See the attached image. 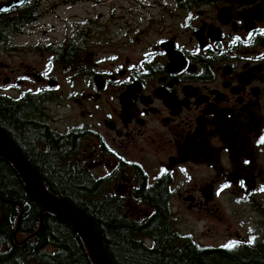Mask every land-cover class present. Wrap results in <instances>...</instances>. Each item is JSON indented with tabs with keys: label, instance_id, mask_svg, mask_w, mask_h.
I'll return each instance as SVG.
<instances>
[{
	"label": "flooded vegetation",
	"instance_id": "1",
	"mask_svg": "<svg viewBox=\"0 0 264 264\" xmlns=\"http://www.w3.org/2000/svg\"><path fill=\"white\" fill-rule=\"evenodd\" d=\"M106 1L22 0L0 13L31 8L36 18L13 35L46 37L52 33L46 17L60 8ZM124 1L97 13L96 21L83 18L69 28L65 22L62 41L39 46L64 72L65 92L58 93L60 82L46 73L35 77L45 83L39 92H0L25 106L20 115L37 130L30 142L17 132L21 145L15 144L30 166V153L47 155L53 169L82 180L78 196L91 195L86 184L94 182L96 200L116 199L120 213L139 226L157 210L146 196L159 182L167 185L174 230L176 207L210 213L222 198L240 206L256 230L224 244L239 246L250 237L264 244V192L257 191L264 185V145H257L264 134V0ZM114 20L117 39L138 47V55H85L90 36ZM117 39L103 36L100 45ZM224 183L230 187L218 196ZM133 211L147 215L134 218Z\"/></svg>",
	"mask_w": 264,
	"mask_h": 264
},
{
	"label": "trees",
	"instance_id": "2",
	"mask_svg": "<svg viewBox=\"0 0 264 264\" xmlns=\"http://www.w3.org/2000/svg\"><path fill=\"white\" fill-rule=\"evenodd\" d=\"M35 18L31 8L0 13V42L7 45L13 34ZM22 106L0 95V129L18 146L21 144L17 132L28 136L29 142L37 133L31 127L35 124L20 115ZM29 156L43 185H49L56 196L78 207L92 220L113 264H264V244L200 247L192 239L181 237L168 221L167 185L163 183L158 182L147 194V200L157 210L139 226L140 222L129 221L120 213L116 199L96 200L94 182L87 180L86 184L92 188L91 195L78 196L83 189L82 180L53 169L47 155ZM40 212L41 207L16 169L0 157V264H93L83 241L70 225L51 212H44L40 223ZM144 234L148 236L144 241L133 239Z\"/></svg>",
	"mask_w": 264,
	"mask_h": 264
},
{
	"label": "rangeland",
	"instance_id": "3",
	"mask_svg": "<svg viewBox=\"0 0 264 264\" xmlns=\"http://www.w3.org/2000/svg\"><path fill=\"white\" fill-rule=\"evenodd\" d=\"M4 1L0 0V3ZM167 1L170 2V0ZM124 5H126L124 0H110V2L106 1L102 5L82 2L73 7L65 6L60 8L55 16L49 15L46 17L47 22L50 24L48 30H52V33L49 32L48 36L44 37L32 33L30 35L12 37L8 45L0 42V92H7L15 96L26 89L36 91V89L45 85V83L41 84V82L35 80V77L37 75L42 76V73H46L47 75L54 74L55 78L60 82L57 92H65L67 83L63 75L64 72H62V69L58 65H55L54 68L51 66L49 62L50 53L44 48H39V46L48 42L62 41L68 33L65 30V22H67L69 28L70 22L77 24L83 18L96 21L97 13L105 14L112 6ZM152 12L155 14L159 11L155 10ZM99 20L103 22V17ZM116 24L117 22L114 20L104 28V31L90 36V41L84 54L88 56L92 52L97 57L109 56L112 53L118 56H137L138 47L130 46V48H127L124 46L126 44L124 38L117 39ZM74 30V27H72L71 32ZM103 36L108 40L109 38L117 39L115 41L117 44L100 45V40ZM21 77H27V79H21ZM17 80H20L22 83L16 84ZM7 82L12 87H9ZM58 111L62 114L61 108ZM235 204L233 201L227 203L225 199L220 198L213 207L215 210L210 213L188 212L178 206L171 215V224L181 234L180 236L184 237V235H187L188 238L192 239L200 247H219L228 238L230 240L241 238L245 240L244 238H247L249 235L254 236L256 230L241 212V207ZM133 212L134 218L137 217L136 214L140 218L147 215L144 211H140V213H137V211Z\"/></svg>",
	"mask_w": 264,
	"mask_h": 264
},
{
	"label": "water",
	"instance_id": "4",
	"mask_svg": "<svg viewBox=\"0 0 264 264\" xmlns=\"http://www.w3.org/2000/svg\"><path fill=\"white\" fill-rule=\"evenodd\" d=\"M21 2L22 0H12L6 3H0V11L18 6ZM49 85L51 86L53 84ZM0 157L13 165L31 197L41 207L40 223L41 216L44 212L55 214L60 220L70 225L76 231L83 241L93 264H113L92 220L78 207L50 193L33 171L20 149L1 129Z\"/></svg>",
	"mask_w": 264,
	"mask_h": 264
},
{
	"label": "snow or ice",
	"instance_id": "5",
	"mask_svg": "<svg viewBox=\"0 0 264 264\" xmlns=\"http://www.w3.org/2000/svg\"><path fill=\"white\" fill-rule=\"evenodd\" d=\"M6 11V9H5ZM260 34L261 35H264V29H261L260 30ZM251 36V34H249ZM234 39H238V38H234ZM160 55H163V53H159ZM112 59H115L114 57ZM21 79H27V77H21ZM9 87H12L11 85H9ZM29 91H31V89H29ZM37 92L40 91V89H36ZM257 145H264V134H262L258 139H257ZM111 151V149H110ZM120 159H123V157H120ZM245 164L249 163V161H244ZM161 171H165L164 169H161ZM181 171H183V169H181ZM110 175V174H109ZM240 186L243 188L244 187V181L241 180L240 181ZM230 185L228 183H224L222 185H220V187L217 189V192L216 194L219 196L220 193L224 190V189H227L229 188ZM257 191H260V192H264V185H261L259 189H257ZM253 237H250L249 240L247 241L249 244H251L253 242ZM238 242L237 241H229L228 243L226 244H223L221 245V247H224V248H232L233 246H235Z\"/></svg>",
	"mask_w": 264,
	"mask_h": 264
}]
</instances>
